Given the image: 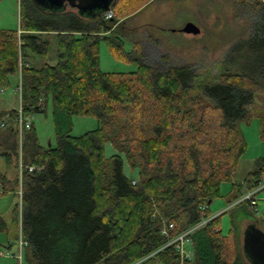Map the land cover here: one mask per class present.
Returning a JSON list of instances; mask_svg holds the SVG:
<instances>
[{
    "label": "trees",
    "instance_id": "1",
    "mask_svg": "<svg viewBox=\"0 0 264 264\" xmlns=\"http://www.w3.org/2000/svg\"><path fill=\"white\" fill-rule=\"evenodd\" d=\"M118 1L106 17L105 11L84 16L19 0L18 27L0 28V83L20 72V103L28 115L45 111L51 100L56 136L55 144L42 145L32 124L20 140L17 108L7 111L5 126L14 137L11 150L2 152L7 167L13 154L17 165L20 155L36 167L13 177L0 170L1 192L21 191L28 264H179L175 245L162 246V226L172 222L174 234L211 216L210 202L221 182L233 179L246 150L243 121L257 117L264 138V0L243 1L251 6L248 33L228 46L214 80L192 63H170L165 53L145 61L141 42L125 49L123 21L147 0ZM101 40L135 68L101 69ZM53 41L55 62H30V55L47 56ZM77 114L95 116L98 125L72 134ZM107 142L115 148L109 155ZM124 158L137 170L135 182ZM263 182L260 156L244 179L232 182L229 201ZM233 206L232 212L254 217L249 199ZM219 215L190 232L191 264H246L236 222L223 233ZM0 230L8 231L1 213Z\"/></svg>",
    "mask_w": 264,
    "mask_h": 264
},
{
    "label": "rangeland",
    "instance_id": "2",
    "mask_svg": "<svg viewBox=\"0 0 264 264\" xmlns=\"http://www.w3.org/2000/svg\"><path fill=\"white\" fill-rule=\"evenodd\" d=\"M243 1L245 0H147L133 15L123 21L124 48L129 50L133 42H141L146 53L145 61L155 60L165 53L170 63H192L200 73L214 80L220 70L219 61L228 46L235 39L248 33L251 6H245ZM119 3L123 4L124 0H120ZM189 21L199 28L198 32L182 29ZM18 25L19 0H0V28H16ZM55 60L54 41L47 56L33 55L31 58L32 63L37 65L44 61L53 63ZM99 65L101 69L108 71L135 68L134 61L118 57L104 40L99 43ZM4 83H0V108H17L20 104V91L17 88V84L20 83V72L10 73ZM262 98V95H257V99ZM29 119L42 145L56 143L51 100L47 101L45 111L32 112ZM97 125L98 119L93 115H73L71 133L77 135ZM241 128L247 142L246 150L239 160L233 179L221 182L219 195L210 202V215L220 213L219 227L223 233L229 231L231 221L234 220L242 244L244 227L248 222H255L249 218H255L258 221L255 222L257 226L264 230V187L255 194L257 203L255 209L251 208L254 217L244 218L239 208L231 211L234 203L242 198L241 196L237 200L229 201L232 197V182L244 179L254 167L256 158L264 156V138L260 137L257 117H252L248 122L243 121ZM114 151L113 145L107 142L105 153L109 155ZM4 169L5 164L0 156V170ZM124 171L129 177L138 176L137 170L131 169L125 158ZM18 194L10 191L1 192L0 188V213L8 221V231L0 230L2 250L10 248L16 252L18 248L21 237V203ZM14 207L17 227L12 222ZM244 261L251 264L245 254ZM0 264H28V261L25 255L20 262L15 256L0 255Z\"/></svg>",
    "mask_w": 264,
    "mask_h": 264
},
{
    "label": "water",
    "instance_id": "3",
    "mask_svg": "<svg viewBox=\"0 0 264 264\" xmlns=\"http://www.w3.org/2000/svg\"><path fill=\"white\" fill-rule=\"evenodd\" d=\"M114 0H33L42 9L62 11L74 8L84 16H94L110 9ZM188 32H198L192 22H186L182 28ZM242 251L251 264H264V230L255 222H248L243 230Z\"/></svg>",
    "mask_w": 264,
    "mask_h": 264
},
{
    "label": "built area",
    "instance_id": "4",
    "mask_svg": "<svg viewBox=\"0 0 264 264\" xmlns=\"http://www.w3.org/2000/svg\"><path fill=\"white\" fill-rule=\"evenodd\" d=\"M112 15H113V12L111 9H108L105 11L106 17H112ZM17 88L20 91V89H21L20 83H18ZM20 100H21V98H20ZM13 122L16 126L17 131H18L19 139L21 140L23 131L25 129L31 128V125H32V122L29 119V115L26 114L22 110L21 103L17 107V113L13 117ZM0 125L4 127L6 125L5 121L2 120L0 122ZM24 167H26L28 170H33L34 168H36L34 166V164L24 165L22 160H21V156L19 155V175L21 174V171ZM37 168L40 169L41 167H37ZM132 182H135L134 178L132 179ZM262 186H264V182L257 185L256 187H254L252 189L246 190V192L242 196V198H247L250 200L252 207L254 209H255V205L257 203L255 194H256L257 190L260 189ZM18 192H19V194L21 193L20 189ZM211 217L212 216L203 217L196 224H194L188 228H185L183 230H180L174 234H170V231H169V229L174 227V224L172 222H169L168 224L163 225L161 228V233L167 236V240L162 246L174 244L176 249L179 252V255H180L179 264H191L192 259H193V252H192L193 250H192V241H191L189 234L195 227L207 222ZM0 254H2V255L8 254V251L0 249Z\"/></svg>",
    "mask_w": 264,
    "mask_h": 264
},
{
    "label": "crops",
    "instance_id": "5",
    "mask_svg": "<svg viewBox=\"0 0 264 264\" xmlns=\"http://www.w3.org/2000/svg\"><path fill=\"white\" fill-rule=\"evenodd\" d=\"M33 57V55H30V62L31 61V58ZM9 109H13V108H8V107H1L0 108V111H3V112H6L0 119V122L1 120H9V116L7 114V111ZM53 117V116H52ZM10 127L7 125V126H1L0 125V156L3 158V161H4V164H5V169L7 171V174L10 176V177H13L15 176L17 173H19V159H18V165H17V160H16V155L13 154V161H11L10 163V166H8L7 162L4 160V155H3V151L5 150H11V148H8V140H12L14 137L10 136ZM10 136V138H9ZM39 141V140H38ZM4 170H1V171H4ZM20 176V175H19ZM262 188V187H261ZM260 188V189H261ZM247 189L246 188H243V192H245ZM259 190V189H258ZM3 216V215H2ZM4 218V216H3ZM5 219V218H4ZM5 221L8 223V221L5 219ZM23 241V242H22ZM22 242V243H21ZM25 240L23 239L22 237V234H21V237L19 239V242H18V248H17V251H12L10 248H7L5 250L8 251V254H3V255H12V256H15L19 262L22 260V256H23V252H24V247H25ZM1 249V248H0ZM2 255V254H0Z\"/></svg>",
    "mask_w": 264,
    "mask_h": 264
}]
</instances>
